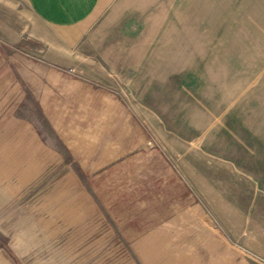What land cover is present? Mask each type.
<instances>
[{
	"label": "rangeland",
	"instance_id": "obj_1",
	"mask_svg": "<svg viewBox=\"0 0 264 264\" xmlns=\"http://www.w3.org/2000/svg\"><path fill=\"white\" fill-rule=\"evenodd\" d=\"M251 2L248 43L264 44ZM142 26L109 12L56 28L0 0V264H264V160L246 176L223 159L197 96L208 59L171 70ZM241 50L264 95V47Z\"/></svg>",
	"mask_w": 264,
	"mask_h": 264
},
{
	"label": "crops",
	"instance_id": "obj_2",
	"mask_svg": "<svg viewBox=\"0 0 264 264\" xmlns=\"http://www.w3.org/2000/svg\"><path fill=\"white\" fill-rule=\"evenodd\" d=\"M160 1L27 0L37 18L56 28L80 25L94 13L135 16L143 24L141 31L144 33V48H169L166 60L160 62L175 65L171 70L179 71L180 64H200L208 59V78L204 79L198 74L196 80L198 100L201 106L205 105L206 110L213 113L214 119L220 118L223 121L226 145L223 159L238 167L244 172L243 175L254 174L255 172L248 171L252 168H248L247 161L264 160V148L259 146L264 145V95L261 88H254L258 75L249 78L251 70L247 66V54L241 49L264 47L263 43H256L254 40L248 43L246 35L250 31L246 28L247 17L256 15L253 14L256 3H248L249 0H211L213 2L207 8L199 10L195 7L185 9L174 6L172 1L163 4ZM251 5H254V9L250 8ZM200 24L206 28H194V25ZM152 32L160 33L158 44L151 39ZM149 41L150 44H147ZM184 48L198 50L184 56L188 54ZM204 48L218 49V52L206 56ZM183 70L185 68L181 69ZM191 70L193 73H200L199 67L198 70L196 67ZM212 70L215 72L209 73ZM203 87L210 91H200ZM211 126L213 121L207 128ZM237 144L243 145L245 149H240ZM249 148L254 150L250 155Z\"/></svg>",
	"mask_w": 264,
	"mask_h": 264
}]
</instances>
